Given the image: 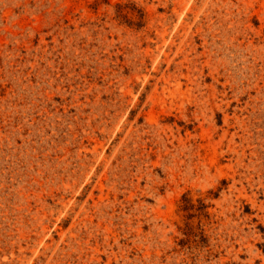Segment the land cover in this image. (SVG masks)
Wrapping results in <instances>:
<instances>
[{
    "label": "rangeland",
    "instance_id": "obj_1",
    "mask_svg": "<svg viewBox=\"0 0 264 264\" xmlns=\"http://www.w3.org/2000/svg\"><path fill=\"white\" fill-rule=\"evenodd\" d=\"M0 264H264V0H0Z\"/></svg>",
    "mask_w": 264,
    "mask_h": 264
}]
</instances>
